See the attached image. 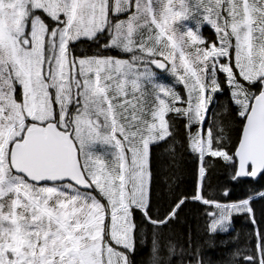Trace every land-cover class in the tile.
Returning <instances> with one entry per match:
<instances>
[{"label": "snow or ice", "instance_id": "obj_1", "mask_svg": "<svg viewBox=\"0 0 264 264\" xmlns=\"http://www.w3.org/2000/svg\"><path fill=\"white\" fill-rule=\"evenodd\" d=\"M177 120L198 179L162 208L153 148L176 151ZM206 158L264 178V0H0V264H134L149 230L151 264H172L194 203L209 236L256 225L254 196L206 195ZM255 237L231 264H264ZM184 243L180 264H205Z\"/></svg>", "mask_w": 264, "mask_h": 264}, {"label": "trees", "instance_id": "obj_2", "mask_svg": "<svg viewBox=\"0 0 264 264\" xmlns=\"http://www.w3.org/2000/svg\"><path fill=\"white\" fill-rule=\"evenodd\" d=\"M207 34L210 39L213 38V33L210 30H207ZM82 50L90 55L96 51V47L95 45H83ZM107 54L115 55L116 53L110 52ZM218 100L221 104L227 103V94L218 96ZM176 126L180 131V135L177 137L178 144L174 153L167 151L168 146L166 144L153 148V188L159 201L158 206L162 208H166L171 202L173 194L191 195L198 179L199 162L195 154L191 153L185 145L183 121L177 120ZM239 128V119L233 118V131L231 132L230 143L235 141L239 134ZM206 163L209 171L205 184V193L209 198L228 202L230 197L232 201H238L264 190V178L262 177L257 181L252 179L233 181L231 179V169L227 168L222 161L208 158ZM225 189L229 190V197L223 196ZM203 212L204 206L202 204H188L181 213L180 220L171 226L176 238L180 241L177 247V253L172 257V264H180L182 259L180 248H187V244L184 243V238L189 233L193 240L201 245L203 259L208 257L213 264H216V261L218 264H225L227 262L225 255L230 247L228 243L222 242L221 239L229 242V237L222 236L221 234L209 236L205 229L206 220ZM234 220L237 231H244L245 228L247 230L253 229L250 223L245 221L244 216L237 215ZM257 220L259 226L264 227V198L257 200ZM216 239L220 240L218 243L213 244V242L217 241ZM146 241L147 243H145ZM151 248V233L149 230L143 242L139 239L137 241L136 252L131 257L134 264L151 263ZM183 259L186 260L187 257L185 256Z\"/></svg>", "mask_w": 264, "mask_h": 264}, {"label": "rangeland", "instance_id": "obj_3", "mask_svg": "<svg viewBox=\"0 0 264 264\" xmlns=\"http://www.w3.org/2000/svg\"><path fill=\"white\" fill-rule=\"evenodd\" d=\"M210 28V27H209ZM170 80H171V78H169V82H170ZM177 91H181V88L180 87H178L177 88ZM208 158H206V160H207ZM211 159H213V158H211ZM199 162V161H198ZM205 164L207 165V163H206V161H205ZM257 197V196H256ZM264 223V222H263ZM262 223V224H263ZM254 229L256 230V227H254ZM253 229V231H248L246 228L244 229V231L243 232H240V233H237V234H234L233 235V237H229V242H227V241H223L222 239H221V241L222 242H224V243H228L229 244V247H230V249L228 250V251H226L227 253H226V263L225 264H231V261H230V257H231V254L237 249V246H241V245H244L245 244V242H246V237H248V236H252V237H254V235H255V230ZM231 231V230H230ZM250 238H248L247 240H249ZM217 241L216 242H213V244H215V243H218V241L220 240V239H216ZM145 243H147V241L145 242ZM144 243V244H145ZM247 243V242H246ZM235 247V248H234ZM227 250V249H226ZM231 250H233V251H231ZM204 261H205V264H213L211 261H210V259H208V257L207 258H204ZM149 264H151V263H149ZM216 264H218L217 263V261H216Z\"/></svg>", "mask_w": 264, "mask_h": 264}, {"label": "water", "instance_id": "obj_4", "mask_svg": "<svg viewBox=\"0 0 264 264\" xmlns=\"http://www.w3.org/2000/svg\"><path fill=\"white\" fill-rule=\"evenodd\" d=\"M259 177L255 178V179H258ZM254 179V178H253Z\"/></svg>", "mask_w": 264, "mask_h": 264}, {"label": "bare ground", "instance_id": "obj_5", "mask_svg": "<svg viewBox=\"0 0 264 264\" xmlns=\"http://www.w3.org/2000/svg\"><path fill=\"white\" fill-rule=\"evenodd\" d=\"M89 54V53H88ZM240 187V186H239ZM151 251V250H150ZM180 260V259H179Z\"/></svg>", "mask_w": 264, "mask_h": 264}]
</instances>
